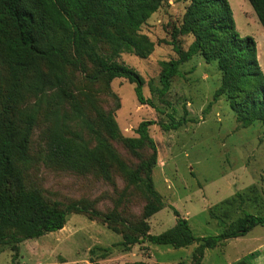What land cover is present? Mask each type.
Wrapping results in <instances>:
<instances>
[{
  "label": "rangeland",
  "instance_id": "374dc122",
  "mask_svg": "<svg viewBox=\"0 0 264 264\" xmlns=\"http://www.w3.org/2000/svg\"><path fill=\"white\" fill-rule=\"evenodd\" d=\"M229 1L241 35L255 38L264 71V26L249 0ZM186 4L167 0L141 26L139 33L153 42L148 55L125 51L118 57L144 78L143 93L152 103L140 102L136 84L124 77L109 84L90 82L86 72L70 67V89L76 95L81 89L88 91L91 102L86 100V110L93 117L97 109L111 112L123 137H137L142 121H154L149 134L158 157L152 179L163 208L144 217L148 198L116 166L107 176L97 167L81 172L51 162L47 153L54 124L87 140L92 137L69 101L61 99L56 90L44 95L28 91L21 109L28 113L37 108L39 113L25 162L27 185L51 203L64 206L81 201L99 210L100 215L74 210L58 231L10 241L0 253V264H196L198 243L175 248L140 239L128 246L124 244L129 231L126 224L140 225L144 220L147 233L159 234L176 224L177 209L188 219L194 234L203 236L229 231L247 212L264 216V125L255 121L242 126L228 97H215L222 78L218 65L196 54L180 64L169 91L160 92L161 62L178 58L176 46L187 50L193 41L192 36L178 33ZM6 76L7 66L0 54L1 88H6ZM39 97L44 99L38 104ZM112 143L132 166L152 152L149 145L134 153L120 139ZM245 257L253 264H264V224L207 248L199 264H231Z\"/></svg>",
  "mask_w": 264,
  "mask_h": 264
},
{
  "label": "trees",
  "instance_id": "16d2710c",
  "mask_svg": "<svg viewBox=\"0 0 264 264\" xmlns=\"http://www.w3.org/2000/svg\"><path fill=\"white\" fill-rule=\"evenodd\" d=\"M166 1L0 0V54L7 66L6 88L0 87V253L10 241L38 238L64 228L74 210L100 215L99 210L81 201L64 206L51 203L27 185L25 162L29 159L39 111L36 108L26 113L21 109L28 91L44 95L56 90L61 99L69 101L75 116L82 119L92 137L87 140L78 133L70 134L65 126L60 128L58 123L54 124L47 153L51 162L81 172L97 167L107 176L110 168L116 166L148 198L144 217L163 208L164 202L152 179L158 157L156 143L149 134V126L154 121H142L136 129L137 137H123L111 112L97 109L93 117L86 110V100L91 102L88 91L81 89L76 95L70 89L73 84L70 67L82 69L90 82L109 84L115 78L124 77L136 84L140 102L152 103L143 93L144 78L134 68L118 61V57L125 51L141 56L152 51L153 42L139 30ZM182 1L187 4L178 33L192 36L193 41L187 50L176 46L178 58L161 62V94L169 91L172 78L180 73V64L200 54L206 62L216 63L222 73L215 97H228L242 126L255 121L264 125V71L255 38L241 35L229 0ZM249 1L264 26V0ZM43 99L39 97L38 104ZM117 139L134 153L146 145L152 152L132 166L113 145L112 140ZM175 214L176 224L159 234L147 233L144 220L140 225L126 224L129 231L124 244L130 246L140 239L175 248L198 243L194 259L199 264L207 248L264 224V216L247 212L229 231L196 236L188 219L177 209ZM231 264L252 262L245 257Z\"/></svg>",
  "mask_w": 264,
  "mask_h": 264
},
{
  "label": "crops",
  "instance_id": "0c3cea01",
  "mask_svg": "<svg viewBox=\"0 0 264 264\" xmlns=\"http://www.w3.org/2000/svg\"><path fill=\"white\" fill-rule=\"evenodd\" d=\"M252 262V261H251ZM252 264H253V262H252Z\"/></svg>",
  "mask_w": 264,
  "mask_h": 264
}]
</instances>
